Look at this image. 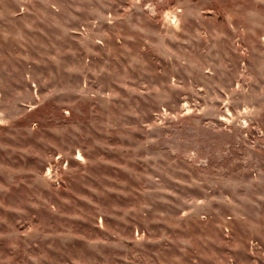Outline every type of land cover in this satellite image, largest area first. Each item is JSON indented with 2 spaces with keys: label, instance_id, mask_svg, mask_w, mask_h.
Here are the masks:
<instances>
[{
  "label": "rangeland",
  "instance_id": "obj_1",
  "mask_svg": "<svg viewBox=\"0 0 264 264\" xmlns=\"http://www.w3.org/2000/svg\"><path fill=\"white\" fill-rule=\"evenodd\" d=\"M0 264H264V0H0Z\"/></svg>",
  "mask_w": 264,
  "mask_h": 264
}]
</instances>
